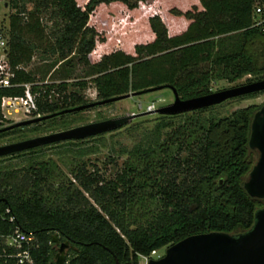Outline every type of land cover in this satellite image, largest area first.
<instances>
[{
  "label": "trees",
  "instance_id": "16d2710c",
  "mask_svg": "<svg viewBox=\"0 0 264 264\" xmlns=\"http://www.w3.org/2000/svg\"><path fill=\"white\" fill-rule=\"evenodd\" d=\"M113 1L133 7L138 0H86L82 6L76 0H4L10 10L4 31L12 76L11 85L0 87V97L21 95L27 82L33 114H63L75 110L57 112L87 103L76 90L65 93L63 80L34 82L23 65L36 52L61 62L74 55L88 64L98 99L155 86L186 98L211 91L215 76L229 82L244 74L264 77V0H198L201 8L185 12L189 21L174 34L152 16L153 38L135 44L132 54L117 48L89 63L98 34L88 16L98 4ZM69 84L81 89L86 80ZM51 89L62 93L59 99L48 97ZM259 106L237 107L223 116L200 115L209 106L187 115L163 114L129 148H120L124 157L110 177L96 166L87 168L84 160L76 162L90 151L86 146L70 150L76 160L70 177L51 159L23 157L46 144L9 153L22 154L26 163L0 168V233L18 226L31 236L32 261L22 264H53L52 234L69 242L63 264H113V257L137 264L139 255L149 257L189 234L244 231L263 204L242 185L256 158L248 136ZM177 115V121L165 118ZM47 118L52 117L34 121L32 130ZM4 120L0 113V137L18 128L2 129Z\"/></svg>",
  "mask_w": 264,
  "mask_h": 264
},
{
  "label": "rangeland",
  "instance_id": "374dc122",
  "mask_svg": "<svg viewBox=\"0 0 264 264\" xmlns=\"http://www.w3.org/2000/svg\"><path fill=\"white\" fill-rule=\"evenodd\" d=\"M82 6L86 0H76ZM201 8L198 0H138L135 6L128 7L125 3L113 1L109 3H100L89 14L87 23L91 25L98 34L94 48L88 53L89 63L97 60L103 53L114 49H121L124 52L133 53L134 45L143 43L153 38V32L149 26V19L157 16L166 27L168 34L180 32L185 28L189 18L185 12H193ZM10 10L5 5L4 0H0V27L4 30L7 24V14ZM25 70L31 72L36 83H58L65 81L67 83L65 93L69 90L79 92L86 102L98 100L96 90L89 78L93 75L88 64H83L76 60L72 55L67 61H56L53 57H40L38 52L34 53L29 62L23 65ZM84 79L86 86L77 88L69 83L73 80ZM253 80L250 74H244L241 77L227 81L224 78L215 76L209 83L211 91L228 87L234 84ZM62 93L56 89H51L48 97L52 100L59 99ZM172 92L168 87H160L149 91H142L135 95H129L113 101L96 103L86 108L75 111L65 112L63 114L51 115L42 123H36L32 130L34 122L26 126L18 125L14 133H9L0 137L1 143L15 141L48 131H53L99 120L107 117L121 114L143 112L147 109L155 108L159 105L172 101ZM264 102V90L256 92L254 95H238L224 99L216 104L200 111V115L223 116L227 115L237 107H243L249 104H259ZM193 110L179 112L187 115L193 113ZM175 113V114H179ZM163 114L157 112L139 113L132 117L126 124L119 128L98 133L92 136L76 139L60 140L41 146L35 151L20 155L5 154L0 156V168L19 167L26 162L22 156L32 155L36 159H51L56 166L70 177L69 168L75 166V158L71 156V149L76 147H89L90 151L84 154L79 160L86 162L87 168L96 166L105 177L113 175L115 169L119 167L124 154H120V148H129L144 131L151 129L156 122L162 118ZM6 120L2 125H9L13 122L23 119L33 118L30 113L23 114L20 111L6 115ZM39 116V114L37 115ZM181 115L165 117L174 121L179 120ZM5 119V118H4ZM40 122V121H37ZM165 128H162L161 134L164 135ZM24 154V153H23ZM255 155H253L254 157ZM247 175V174H246ZM246 177V176H245ZM244 177V178H245ZM264 203V200L262 199ZM263 205V204H262ZM165 246L154 251L150 257L156 258L163 254ZM148 257L139 255L137 264H146Z\"/></svg>",
  "mask_w": 264,
  "mask_h": 264
},
{
  "label": "water",
  "instance_id": "95a60500",
  "mask_svg": "<svg viewBox=\"0 0 264 264\" xmlns=\"http://www.w3.org/2000/svg\"><path fill=\"white\" fill-rule=\"evenodd\" d=\"M160 87H150L147 88V91ZM260 90H264V77L186 98L179 97L171 89L173 99L166 104L147 109L143 112L107 117L2 143L0 144V156L60 140L80 139L110 131L126 124L139 113L157 112L159 114H175L209 106L230 97ZM138 93L141 92L128 91L108 98L79 104L60 110L57 113L79 110L96 103L113 101ZM55 113L16 121L6 125L2 129L38 121ZM248 145L256 150V158L247 172L242 185L250 196L259 197L264 200V102L252 114ZM51 240L56 245L53 264H63L65 250L70 246L69 242L67 239H57L56 234L51 235ZM113 264L123 263L119 262L116 257H113ZM146 264H264V203L256 210L251 225L244 231L237 233L208 231L186 235L165 246L162 255L156 258L149 257L146 260Z\"/></svg>",
  "mask_w": 264,
  "mask_h": 264
},
{
  "label": "built area",
  "instance_id": "2783aa9c",
  "mask_svg": "<svg viewBox=\"0 0 264 264\" xmlns=\"http://www.w3.org/2000/svg\"><path fill=\"white\" fill-rule=\"evenodd\" d=\"M258 11H260V6L256 5L254 12L257 13ZM258 22L259 20H255V23ZM11 76L12 71L6 58V33L0 27V87L11 85ZM22 86L24 89L21 95H3L0 97L2 118L6 119V115L18 111L23 114L30 113L33 116L38 115V113L33 114L35 103L33 94L29 90V83H22ZM4 212H8V207L4 208ZM8 220H13V216L8 215ZM0 238L4 243L0 248V264H22L23 262L29 263L32 261L27 248L31 236L19 229L18 226H14L8 233H0ZM152 253H154V250L150 251L149 257Z\"/></svg>",
  "mask_w": 264,
  "mask_h": 264
},
{
  "label": "flooded vegetation",
  "instance_id": "af4514ba",
  "mask_svg": "<svg viewBox=\"0 0 264 264\" xmlns=\"http://www.w3.org/2000/svg\"><path fill=\"white\" fill-rule=\"evenodd\" d=\"M7 129H9V128H7ZM21 139V138H20ZM17 140V139H16ZM0 144H2L1 142H0Z\"/></svg>",
  "mask_w": 264,
  "mask_h": 264
}]
</instances>
